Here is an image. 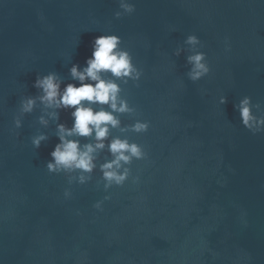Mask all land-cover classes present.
<instances>
[{"label": "water", "instance_id": "obj_1", "mask_svg": "<svg viewBox=\"0 0 264 264\" xmlns=\"http://www.w3.org/2000/svg\"><path fill=\"white\" fill-rule=\"evenodd\" d=\"M106 33L143 73L104 74L130 111L114 113L120 124L93 171L49 172L58 125L73 117L34 82L54 72L62 88L78 84L73 64L83 70ZM192 34L199 44L187 43ZM197 51L212 70L193 81ZM244 96L264 118V0H0V264H264V131L241 124ZM117 137L146 155L122 161L128 178L109 185L101 165ZM69 139L96 143L94 133Z\"/></svg>", "mask_w": 264, "mask_h": 264}, {"label": "clouds", "instance_id": "obj_2", "mask_svg": "<svg viewBox=\"0 0 264 264\" xmlns=\"http://www.w3.org/2000/svg\"><path fill=\"white\" fill-rule=\"evenodd\" d=\"M121 7L131 13L135 11V5L124 2ZM119 16L120 13H117ZM122 37L116 33L97 35L94 38L93 51L87 58L86 66L81 70L79 64H73L71 75L79 83H68L61 87L63 81L57 74L50 72L44 76H38L35 86L43 90L40 99L49 107L71 109L73 124L68 128L65 124L58 125L60 142L55 145L50 153L51 159L47 162L49 172L79 169L82 172H91L95 168V152L105 147V140L109 135V129L120 124L115 112L130 111L128 102L120 98V85L115 79L105 78V73H111L117 78H131L139 80L143 75L134 61L129 50L121 47ZM199 37L195 34L187 37V43L199 44ZM207 54L197 51L188 57L192 68L189 76L193 81L207 76L211 72V66L207 62ZM35 98L28 97L22 102V111L30 112L35 105ZM228 98L222 96L221 104H226ZM94 104H108L112 111L105 108L99 110L93 107ZM241 124L256 133L264 131V118H258L253 112L251 96H244L238 105ZM53 116L58 113L53 112ZM16 127L21 126V121H15ZM138 132H146L150 127L149 121H137L133 126ZM95 134L96 143L81 145L78 139H69L75 136H92ZM46 139L45 135L33 139V144L39 147L41 141ZM110 152L115 156L114 160L101 165L104 178L109 182L123 184L128 178L129 170L121 168V162H129L132 157L144 158L146 153L141 145L129 143L127 139L114 138L107 145ZM85 176L81 175L83 182ZM100 207L99 204L96 205Z\"/></svg>", "mask_w": 264, "mask_h": 264}]
</instances>
